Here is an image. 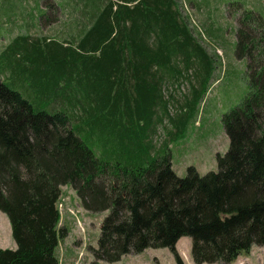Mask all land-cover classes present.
<instances>
[{
    "label": "trees",
    "instance_id": "obj_1",
    "mask_svg": "<svg viewBox=\"0 0 264 264\" xmlns=\"http://www.w3.org/2000/svg\"><path fill=\"white\" fill-rule=\"evenodd\" d=\"M45 3L55 27L17 36L0 67V212L17 245L0 248V264H61L64 187L87 212L108 213L91 248L98 261L169 249L185 264L184 237L195 264H233L264 246L262 16L238 14L249 92L223 116L229 150L217 171L190 166L180 177L170 144L196 114L210 51H220L184 0ZM9 69L31 90L2 80Z\"/></svg>",
    "mask_w": 264,
    "mask_h": 264
},
{
    "label": "rangeland",
    "instance_id": "obj_2",
    "mask_svg": "<svg viewBox=\"0 0 264 264\" xmlns=\"http://www.w3.org/2000/svg\"><path fill=\"white\" fill-rule=\"evenodd\" d=\"M8 1L21 4L17 3V0ZM46 1L49 0H44ZM198 1L200 2L196 4L195 0H184V9L188 10L191 16L195 15L197 30L203 37L207 35L208 41L213 42L220 51L219 54L217 50L210 51L212 69L205 83L196 114L184 130V136L170 144L173 169L180 177L186 175L187 168L190 166L195 167L202 175L217 171V156L224 155L229 150V138L223 128V116L238 106L249 92L247 60L236 56L238 16L244 9L261 15L264 20V0ZM45 5L48 4L45 3ZM197 9L200 13L196 12ZM64 20V27L72 23L67 19ZM45 23L42 22L43 25L40 28L42 32L55 27L54 25L48 27ZM210 34L214 35L213 39ZM12 38V35L0 34V65L6 64L5 49L14 43L15 37ZM206 47L210 46L206 45ZM2 80L23 95L24 91L31 90L30 84L24 87V75L13 74L11 69L4 73ZM184 90L186 91V88L183 87L181 94ZM178 94L180 93H175L176 96H179ZM62 193L63 217L60 226L66 231V236L57 249L61 264H109L96 260L91 251L92 247L98 246L103 219L108 213L87 212L71 187H64ZM191 247L192 240L189 237L182 238L177 244V252L185 264H195ZM0 248L11 250L17 248L12 237L9 218L2 212H0ZM112 264L177 263L169 249H147L142 254L124 256L121 261ZM233 264H264V246H254L249 256L240 257Z\"/></svg>",
    "mask_w": 264,
    "mask_h": 264
},
{
    "label": "crops",
    "instance_id": "obj_3",
    "mask_svg": "<svg viewBox=\"0 0 264 264\" xmlns=\"http://www.w3.org/2000/svg\"><path fill=\"white\" fill-rule=\"evenodd\" d=\"M10 2L0 0V34L12 35L15 40L19 35L34 33L42 22H46L48 27L54 25L53 22L48 23L49 12L44 9V0H17L21 4Z\"/></svg>",
    "mask_w": 264,
    "mask_h": 264
},
{
    "label": "built area",
    "instance_id": "obj_4",
    "mask_svg": "<svg viewBox=\"0 0 264 264\" xmlns=\"http://www.w3.org/2000/svg\"><path fill=\"white\" fill-rule=\"evenodd\" d=\"M62 200H63V198H61V203H62ZM59 204V207H60V209L62 208V204Z\"/></svg>",
    "mask_w": 264,
    "mask_h": 264
}]
</instances>
